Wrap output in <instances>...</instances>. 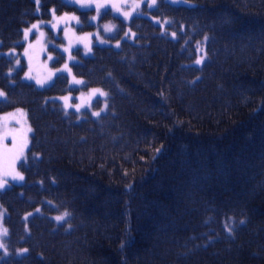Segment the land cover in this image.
I'll return each instance as SVG.
<instances>
[{
  "label": "trees",
  "instance_id": "obj_1",
  "mask_svg": "<svg viewBox=\"0 0 264 264\" xmlns=\"http://www.w3.org/2000/svg\"><path fill=\"white\" fill-rule=\"evenodd\" d=\"M188 1H163L154 15L165 27L137 17L134 42L74 65L110 95L99 119L55 99L76 91L67 75L39 89L0 57V116L25 109L34 132L25 184L1 193L0 264H264V0ZM52 7L75 9L44 0L41 16ZM39 12L34 0H0L1 53L21 58ZM206 35L213 57L201 68ZM169 146L190 152L163 163Z\"/></svg>",
  "mask_w": 264,
  "mask_h": 264
},
{
  "label": "rangeland",
  "instance_id": "obj_2",
  "mask_svg": "<svg viewBox=\"0 0 264 264\" xmlns=\"http://www.w3.org/2000/svg\"><path fill=\"white\" fill-rule=\"evenodd\" d=\"M64 1L76 9L58 13L56 8L52 7L51 19L41 18L25 29L26 49L23 58L16 62L15 69L24 67L25 60L24 79L40 89L51 86L58 75H68L70 85L76 91H70L56 100L60 101L68 112L74 111L83 117L99 118L110 110L108 93L99 87L86 88V81L74 74V65L82 62L84 58L91 57L96 46L120 48L123 41H134L136 35L130 24L136 16L145 15L161 24V20L153 15V10L159 6L161 0H155V3L153 0ZM166 1L174 4L190 3L187 0ZM36 2L41 10L44 0ZM97 5L103 7L98 9ZM33 25L36 27L33 28ZM90 25L96 28L88 29L87 26ZM29 29L31 31L26 33ZM210 52L213 56L212 48ZM61 55L65 57L62 58ZM37 81L43 83L38 84ZM0 93H3L0 95L1 101L5 99V93L2 89ZM33 133L29 114L25 109L0 116V183L7 181L0 187V253L3 252L4 257L8 255V230L5 223L7 212L1 202V193L10 188L12 183H25L26 174L22 167L28 165L32 157ZM16 174L22 175L24 179L14 180L13 176ZM1 259L2 257L0 261Z\"/></svg>",
  "mask_w": 264,
  "mask_h": 264
},
{
  "label": "bare ground",
  "instance_id": "obj_3",
  "mask_svg": "<svg viewBox=\"0 0 264 264\" xmlns=\"http://www.w3.org/2000/svg\"><path fill=\"white\" fill-rule=\"evenodd\" d=\"M221 55L222 54H220V57H221ZM220 60L221 59H219V57L217 58V59H215L214 60V63L217 65L219 62H220ZM182 69L184 70L185 68H184V66L182 65ZM210 81V79L207 81V82H209ZM257 82V84H258V88H262L263 86H264V81H256ZM217 88H219L220 90H224L225 88H226V86H220V85H218L217 84ZM32 99H37V97H35V96H33L32 95ZM256 113V112H255ZM254 113V114H255ZM257 114V113H256ZM259 114V113H258ZM170 134L171 135H173V136H176L177 135V132H176V128L174 129V130H170ZM174 138V137H173ZM164 150V157H163V163H165L170 157H172L173 155H174V153L175 152H178V151H180V152H183V153H186V152H190V148L189 147H182V148H180V149H177V147H174V146H169V147H166V148H164L163 149ZM33 189V188H32ZM32 189H31V191H32ZM36 213V211H30V213H28V215H34ZM212 226L213 227H215V228H221V229H223V227H221V226H218L216 223H212ZM229 237L231 238V240L229 241V242H234L233 240H232V238L233 239H235V240H237V241H239L238 240V236H237V234H233L232 232L230 233V235H229ZM257 255H259V254H257ZM14 262H18L17 261V259H15V261ZM29 262V261H28ZM30 262H33L32 260H30ZM128 264H134L133 262H128Z\"/></svg>",
  "mask_w": 264,
  "mask_h": 264
},
{
  "label": "snow or ice",
  "instance_id": "obj_4",
  "mask_svg": "<svg viewBox=\"0 0 264 264\" xmlns=\"http://www.w3.org/2000/svg\"><path fill=\"white\" fill-rule=\"evenodd\" d=\"M153 3H155V0H153ZM100 7H103V6H101V5H97V8H98V9H99ZM125 15H127V14H125ZM32 27L35 28L36 25H33ZM106 30H110V29H106ZM28 31H31V29L26 30V33H27ZM197 63H200V61H197ZM37 83H38V84H42L43 82H42V81H37ZM77 83H80V82L77 81ZM0 95H3V93H0ZM101 95H106V94L101 93ZM95 115L99 116L100 113H95ZM17 178H19L20 180H23V179H24V177H23L22 175H20V174H16L15 176H13V179H14V180L17 179ZM4 183H7V181H4V182L0 183V187H3V186H4ZM56 219H57V220H62L63 217H56ZM241 223H243V222H241Z\"/></svg>",
  "mask_w": 264,
  "mask_h": 264
}]
</instances>
